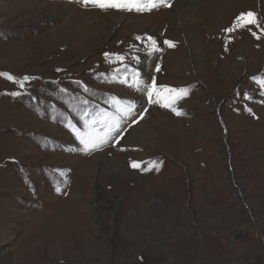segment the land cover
<instances>
[{"label":"rangeland","instance_id":"1","mask_svg":"<svg viewBox=\"0 0 264 264\" xmlns=\"http://www.w3.org/2000/svg\"><path fill=\"white\" fill-rule=\"evenodd\" d=\"M237 1L223 22L218 0H0V264H239V233L240 264H264V0ZM248 12L259 26L236 24ZM153 85L187 89L183 114Z\"/></svg>","mask_w":264,"mask_h":264},{"label":"snow or ice","instance_id":"2","mask_svg":"<svg viewBox=\"0 0 264 264\" xmlns=\"http://www.w3.org/2000/svg\"><path fill=\"white\" fill-rule=\"evenodd\" d=\"M78 3H81L85 8H88L89 6L98 8L100 10H109V9H115L119 11H126V12H133L136 13H145V12H151L155 9H158L160 7H170L172 0H77ZM236 24L240 25L241 27L247 26V25H257L259 26V22L257 20L256 14L252 12L248 13H242L239 17H237ZM233 29L229 28L226 31H232ZM253 35H256V33H253ZM137 39H140V37H137ZM151 41V45L154 50H158L156 48V41L152 39L151 37L148 38ZM257 39H259V36H257ZM164 43L168 44L169 47H174L175 45L170 41H164ZM109 54H105L107 57ZM117 59L123 61V57H117ZM157 70H159V67H157ZM127 71V69H125ZM0 76H5L8 80H14V78L7 74V73H0ZM30 77H24L21 81H14L19 83L20 87L23 88L24 81L30 80ZM135 79V77H134ZM255 79V78H254ZM127 83V81H125ZM257 83L261 86L262 89H264V79L258 80ZM85 91H88L87 88L84 89ZM161 91L174 94L172 97V103H162L161 106L163 107H170L173 112H175L176 115H182L176 107H174V103L176 100L183 98V96L187 95V89H157L155 85H153L152 89L148 92L149 101L152 102L153 95H156L157 97L160 96ZM12 95H18V93H13ZM156 102H160L157 100ZM119 103V102H117ZM133 108L134 104L129 102L124 110L117 109L118 112L121 113L120 116L113 117L111 120L108 119L107 114H104V119L101 120L99 117H97L96 120H93V125L99 124L101 127L106 128L107 132L102 138L97 139H85L84 137H79L80 143L84 145V151L90 152L94 150H98L103 144L107 143L109 138L116 133H119L121 130V123H122V117L126 118L133 115ZM85 123L87 124L88 121L86 120ZM130 126V125H129ZM131 166L133 168H140V164L136 161H133ZM152 168H155L157 171L159 170V166L157 162L153 161L149 163L148 168H142V171L151 170ZM57 192L60 191L59 188L56 189Z\"/></svg>","mask_w":264,"mask_h":264},{"label":"bare ground","instance_id":"3","mask_svg":"<svg viewBox=\"0 0 264 264\" xmlns=\"http://www.w3.org/2000/svg\"><path fill=\"white\" fill-rule=\"evenodd\" d=\"M219 1V3H220V5L222 6H217V8H216V11H214V12H210L208 15V17L207 18H211V17H213V14L212 13H214V15H221L222 14V21L224 22V20H225V15H226V12H227V10H229L230 9V7H231V5H233L234 3V1L235 0H218ZM250 0H242V1H237V3H239V2H241L242 4H245V3H251V1L249 2ZM229 8V9H228ZM192 13H194V12H192ZM205 16V15H204ZM203 16V17H204ZM201 18H202V16H201ZM193 19V22H196L195 21V19L194 18H192ZM205 19V18H204ZM204 19H203V21H204ZM189 21V20H188ZM206 22V21H205ZM138 127V126H137ZM141 128V127H140ZM135 130V129H134ZM145 132V131H144ZM144 135V134H143ZM136 136V135H135ZM146 138V137H145ZM136 141V140H135ZM61 231H62V229H61ZM64 231V230H63ZM64 236V235H63ZM55 239V238H54ZM52 241H53V239H52ZM51 242V241H50ZM52 243V242H51ZM56 245V244H55Z\"/></svg>","mask_w":264,"mask_h":264},{"label":"built area","instance_id":"4","mask_svg":"<svg viewBox=\"0 0 264 264\" xmlns=\"http://www.w3.org/2000/svg\"><path fill=\"white\" fill-rule=\"evenodd\" d=\"M259 232L261 234V238L264 240V223H261V225L259 226ZM240 236L238 239L235 240L234 244L237 247V252L236 254L233 256L232 260H236L239 264L241 263V257H242V241L244 238V235L239 233ZM264 250V249H263Z\"/></svg>","mask_w":264,"mask_h":264},{"label":"crops","instance_id":"5","mask_svg":"<svg viewBox=\"0 0 264 264\" xmlns=\"http://www.w3.org/2000/svg\"><path fill=\"white\" fill-rule=\"evenodd\" d=\"M259 199V198H258ZM259 200H261V199H259ZM262 202L264 203V200H262ZM257 207H259L258 206V204H257ZM261 217H263V219H264V216H261ZM258 233H259V235L261 236V234H260V232L258 231ZM244 235V234H243ZM245 236V235H244ZM252 237V235L251 236H249L248 238H251ZM243 242V241H242ZM261 246H262V248H261V251H260V253H262V254H264V240L261 238ZM252 245H256V243H254V242H249V246H252ZM241 246H242V244H241ZM258 247V246H257ZM257 247H255V248H252L251 250V252L249 253V255L251 256L252 254H254V253H256V252H258V251H256V250H254V249H256ZM235 250L237 251V247L235 246ZM257 250H258V248H257ZM236 254V253H235ZM242 258H243V250H242V257H241V261H242Z\"/></svg>","mask_w":264,"mask_h":264}]
</instances>
